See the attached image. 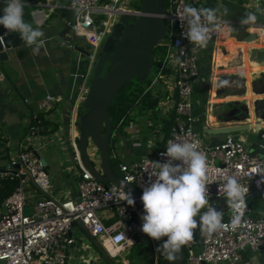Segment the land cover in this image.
<instances>
[{"label":"built area","instance_id":"obj_1","mask_svg":"<svg viewBox=\"0 0 264 264\" xmlns=\"http://www.w3.org/2000/svg\"><path fill=\"white\" fill-rule=\"evenodd\" d=\"M67 8L74 12L68 23L72 38H83L89 46L90 65L80 77L85 80L94 65L99 47L111 32L118 13L127 11L122 0H65ZM164 19L169 31L165 60L174 57L173 75L167 93L158 104V110L173 112L174 123L163 145L152 156L136 157L130 162L119 163L120 177L135 185L142 192L156 177L149 176L153 162L165 163L169 158L166 145L174 142H192L207 157L208 196L210 204L224 213L225 228L210 237L200 234L199 226L194 230L191 241L183 246V264H240L242 252L249 248L264 251V145H252L243 137L226 135L221 142L208 145L195 130L191 112L193 78L198 74L199 60L210 45L220 38L231 22L220 15L218 27L212 28L206 46L194 45L185 36L184 26L177 14L186 6L204 7L207 0H168ZM264 7V6H263ZM52 8V7H51ZM211 27V26H209ZM255 27L256 40L264 37V23L248 25ZM255 40V41H256ZM264 42V39H263ZM71 46V44H69ZM74 47V45H72ZM170 57V58H171ZM3 77L0 71V79ZM50 96L46 100H51ZM36 119V117H33ZM27 137L40 136L37 124H28ZM264 138V133H261ZM23 142L8 165L0 168L1 180L18 179L13 191L0 203V264H65L76 238L74 226H81L92 238L97 239L109 257L114 258L135 242L156 240L143 233V213L135 204L123 201V191L114 185L106 186L96 180L80 161L78 145L72 142L73 158L80 169L77 182V199H58L50 195L51 181L40 162L39 149ZM180 164V161H174ZM234 176L248 190L239 215L241 222L233 229V211L226 198L219 194V187L226 177ZM31 183L42 195L32 204V212L26 213L27 195L25 184ZM111 213L115 218L105 225L99 210ZM204 211V210H202ZM163 240V238L161 239ZM164 242V240H163Z\"/></svg>","mask_w":264,"mask_h":264},{"label":"crops","instance_id":"obj_2","mask_svg":"<svg viewBox=\"0 0 264 264\" xmlns=\"http://www.w3.org/2000/svg\"><path fill=\"white\" fill-rule=\"evenodd\" d=\"M24 5V20L43 31V44L40 54H33L32 47L23 42L20 34L12 32V44L16 47L7 51L5 61H0V71L3 74L0 79V168L8 165L20 143L43 146L44 152L39 153L45 160L44 168L46 167L50 177V195L58 199H77L80 169L73 158L72 142L77 143L78 119L85 111L83 101L93 68L92 65L85 80L80 77L91 62L86 55L89 48L82 38L74 37L70 41V32L65 29L74 12L67 8L65 0H24ZM263 6L264 0H207L204 5L218 8L220 15L231 22L215 44L210 45L200 58L198 74L192 83L193 126L208 145L217 144L229 135L219 132L218 129L226 126L219 125L215 116L211 115V105L247 99L246 93L232 95L226 91L244 79L240 69L243 64L241 52L250 51L248 45H245L244 37L255 28L241 25V17L246 12L254 11L258 17L256 23H264ZM4 7L5 0H0V16L4 14ZM225 8L228 9V15L222 14ZM170 57L169 55V62L165 60L166 68L170 70L164 82L166 92L175 63L174 57ZM261 71L262 69L256 73ZM254 76L259 78L258 75ZM225 80L228 81L227 86H221V82ZM47 96L52 99L46 100ZM158 112L162 115L170 113ZM38 115L43 120L44 130L51 132L29 139L28 124L31 123V118ZM154 122L147 118L139 123H131L125 128L124 136L119 137L117 133L113 135L114 153L120 163L130 162L136 157L152 156L163 145L164 132L160 130V124ZM240 137L252 144L246 136L241 134ZM118 138L119 141L116 142ZM54 141L59 144V148L46 147L47 142ZM30 194L38 195L36 190L30 191ZM98 213L105 225H109L115 218L103 209ZM196 219L199 222V216ZM73 232L76 242L71 247L65 264H71L72 260L76 264H91L102 258L98 240L90 237L79 225L74 226ZM84 251L87 254L83 256ZM156 251L157 246L153 248V252ZM70 252L73 256L71 260ZM155 254L161 255L158 252ZM240 264H264V251L246 248L242 252Z\"/></svg>","mask_w":264,"mask_h":264},{"label":"clouds","instance_id":"obj_3","mask_svg":"<svg viewBox=\"0 0 264 264\" xmlns=\"http://www.w3.org/2000/svg\"><path fill=\"white\" fill-rule=\"evenodd\" d=\"M24 7V0H5L0 25L11 32L19 33L23 42L32 47L33 54L39 55L44 33L39 27L34 28L24 20ZM220 14L218 8H197L189 5L177 16L182 26L187 22L186 38L194 45L203 47L210 39L212 28L219 26ZM222 14L228 15V9L225 8ZM257 19L256 12L249 11L241 17L240 23L254 25ZM227 84L226 80L221 82V86ZM166 149L164 155L169 158L168 162H153L155 167L151 169L149 176L156 179L144 188L141 196L144 206L141 230L157 241L167 237V240L157 247V252L161 253L165 260L172 262L180 258L182 247L193 239L194 230L198 226L201 235L210 237L226 225L223 223L224 213L217 211L209 202L208 162L205 154L192 142L169 140ZM174 161L181 163L174 164ZM125 182L122 180L120 183L123 201L134 206L135 199L131 193L124 191ZM247 191L234 176L226 177L220 184L219 194L226 198L227 205L234 213L231 221L233 229L241 222L238 213L244 204Z\"/></svg>","mask_w":264,"mask_h":264},{"label":"water","instance_id":"obj_4","mask_svg":"<svg viewBox=\"0 0 264 264\" xmlns=\"http://www.w3.org/2000/svg\"><path fill=\"white\" fill-rule=\"evenodd\" d=\"M164 12V0H142L138 10L118 13V19L111 32L99 47L83 101L85 111L78 119L77 145L82 165L96 180L120 189L123 179L115 174L110 164L108 147L112 124L107 111L111 101L125 84L134 78L143 82L149 77L154 64V48L166 35ZM65 30L70 32V26L67 25ZM13 36L14 34L4 26L0 27V61H5L7 51L16 47L12 44ZM244 40L255 41V33H249ZM86 55H89V51ZM250 56L258 65H264V47L251 50ZM234 129L240 127L233 125L218 130L228 133ZM261 133H258V139H262ZM90 143L98 152L99 168L92 163L89 156ZM40 162L45 165L44 158L40 157ZM124 191L131 193L135 204L144 214L141 200L143 192L128 182H125ZM163 240H167V237H163ZM98 248L104 260L113 264L101 245H98ZM179 256L178 260H165L163 264H183V247Z\"/></svg>","mask_w":264,"mask_h":264},{"label":"trees","instance_id":"obj_5","mask_svg":"<svg viewBox=\"0 0 264 264\" xmlns=\"http://www.w3.org/2000/svg\"><path fill=\"white\" fill-rule=\"evenodd\" d=\"M168 0H164V6H167ZM138 10V9H137ZM167 44L158 45L154 48V52L161 51L164 52L162 57L154 59V64L152 67L151 74L149 77L140 82L138 79L134 78L125 84L115 95L108 107V117L112 124V132L109 139V153H110V164L112 170L116 175L121 176L118 172L119 158L114 153L113 147V135L117 133L120 136H124L126 131L125 128L131 123H139L147 118L154 120V123L160 124V130L164 132L165 138L169 135L170 130L174 123L173 112L166 113L162 115L158 112V104L162 97L167 93L165 90V79L168 78L170 70L162 66V61L166 55L165 49ZM161 49V50H160ZM167 51V50H166ZM153 52V54H154ZM32 124H37L40 126V134H48L51 131L44 130L43 120L39 115L36 119L31 118ZM261 132L264 133L263 130ZM18 184V179H8L5 178L1 180L0 183V203L5 199ZM106 186H111L108 183H104ZM114 220V219H113ZM108 225V224H107ZM163 244V240L156 241V246ZM153 255V246L147 242H135L130 247L126 248L119 255L121 261L120 264H143L141 260H145L146 257ZM114 257V258H116ZM104 264H108L103 257L101 258ZM157 264H163L165 261L162 254L159 256ZM112 260V258H111ZM127 261V263H125ZM113 262V260H112ZM151 261L149 264H152ZM113 264H116L113 262Z\"/></svg>","mask_w":264,"mask_h":264},{"label":"rangeland","instance_id":"obj_6","mask_svg":"<svg viewBox=\"0 0 264 264\" xmlns=\"http://www.w3.org/2000/svg\"><path fill=\"white\" fill-rule=\"evenodd\" d=\"M122 2L126 8L139 9L142 0H122ZM168 33L169 31L166 32L165 37L162 39L158 47L159 46L161 47L162 45H165L169 42ZM262 47H264V45L259 48H262ZM162 48L165 49L164 47ZM256 49L258 48L250 49V51L256 50ZM166 50L167 48L164 50L165 53L167 52ZM250 51L241 52L243 64L240 68L243 74L247 73L249 76L244 77L243 80H239L237 85L235 84L231 90L226 91V93L229 92V94H232V95L246 93L245 97L247 99H244L243 101L242 100L241 101L228 100L226 102H221L215 105H211L210 112H211V115L215 116L217 123L221 126H226V127L233 126V125L240 126V129H234L228 132L229 135H231L234 138H238L242 134L248 138V142H251L252 144H254V146H256V145H259L260 143L264 144V139H258V133H260L261 130L264 131V69H262L260 73H256V71L261 70V68L250 56ZM169 54L171 55V53ZM153 55H154V59H157L158 57H162L164 55V52L156 51L154 52ZM254 74L259 75V78L254 76ZM117 141H119V138L118 140H116V142ZM58 145L59 144L55 141L52 143L47 142L46 147L59 148ZM39 150H40V153L44 152L43 146H41ZM88 153L92 160V163L97 168H99L98 152L91 143L89 144V147H88ZM34 190L36 189L31 183L25 184V193L27 195V204H28L25 208L26 213H31L32 204L36 202L38 199L42 198V196H40V192L37 190L36 192L38 195L31 196L30 191H34ZM71 253L72 252H70L69 254L70 260L73 258V256H71ZM155 253H157V251L153 252L152 256L146 257L145 260L142 259L141 262L143 264H149L152 261L153 262L152 264H157L158 260L160 261V259H159V255H156ZM84 254L86 255L87 252L84 251L83 256ZM112 260L116 264H120L121 257L118 256L116 258H112ZM125 263H127V261H125ZM71 264H76V261L72 260ZM84 264H89V263L84 262ZM91 264H104V262H102V259L100 258L97 261L94 260V262Z\"/></svg>","mask_w":264,"mask_h":264},{"label":"bare ground","instance_id":"obj_7","mask_svg":"<svg viewBox=\"0 0 264 264\" xmlns=\"http://www.w3.org/2000/svg\"><path fill=\"white\" fill-rule=\"evenodd\" d=\"M264 39V38H263ZM263 39H257L256 41H244L245 45H248V50L253 49V48H259L263 46L262 42ZM261 69H264V66L258 65ZM249 75L247 73L243 74L244 77H248Z\"/></svg>","mask_w":264,"mask_h":264}]
</instances>
